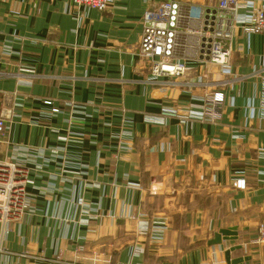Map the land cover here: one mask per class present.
Masks as SVG:
<instances>
[{
    "label": "crops",
    "instance_id": "1",
    "mask_svg": "<svg viewBox=\"0 0 264 264\" xmlns=\"http://www.w3.org/2000/svg\"><path fill=\"white\" fill-rule=\"evenodd\" d=\"M164 1L217 0H0V158L26 170L30 198L0 220V264H227L236 247L264 264V34L234 30L230 76L200 59L149 83L141 19ZM180 17L195 48L201 14ZM218 90L220 119L202 122Z\"/></svg>",
    "mask_w": 264,
    "mask_h": 264
},
{
    "label": "built area",
    "instance_id": "2",
    "mask_svg": "<svg viewBox=\"0 0 264 264\" xmlns=\"http://www.w3.org/2000/svg\"><path fill=\"white\" fill-rule=\"evenodd\" d=\"M99 12L106 11L114 0H71ZM183 7L197 9L201 14L200 29L195 34V48L186 47L179 36L180 12ZM142 34L138 46V58L148 66L149 83H158L159 79L184 76L191 66L189 61H206L216 67L224 76L231 75V51L229 42L232 33L239 28L246 34H264V9H254L245 0H217L214 3L200 5L164 1L152 4L141 19ZM193 57H189V56ZM207 58V59H206ZM205 85L201 80L197 82ZM216 86H220L217 84ZM224 101L221 91H213L205 96L203 108L197 117L202 122L213 123L220 119V108ZM176 116L175 111L164 115ZM258 115L264 119V80L262 99ZM5 122L0 118V148ZM26 170L17 163L0 158V220L18 219L29 210ZM237 189H243L244 181L235 182ZM78 205L87 207L81 198ZM147 227L145 228L146 231ZM159 234L160 231H157Z\"/></svg>",
    "mask_w": 264,
    "mask_h": 264
},
{
    "label": "water",
    "instance_id": "3",
    "mask_svg": "<svg viewBox=\"0 0 264 264\" xmlns=\"http://www.w3.org/2000/svg\"><path fill=\"white\" fill-rule=\"evenodd\" d=\"M219 235H221V236H235V229H232L230 231H220ZM216 241H218V236L215 238V242ZM237 249H238V247L232 248L228 252L225 253V261L227 264H242L243 262L247 261V259H244V258H231L230 257V253L237 250Z\"/></svg>",
    "mask_w": 264,
    "mask_h": 264
},
{
    "label": "rangeland",
    "instance_id": "4",
    "mask_svg": "<svg viewBox=\"0 0 264 264\" xmlns=\"http://www.w3.org/2000/svg\"><path fill=\"white\" fill-rule=\"evenodd\" d=\"M104 12V11H103ZM145 65H146V63H145ZM146 67H147V69H148V66L146 65ZM148 74H149V72H148ZM148 78V77H147ZM149 82V81H148Z\"/></svg>",
    "mask_w": 264,
    "mask_h": 264
}]
</instances>
